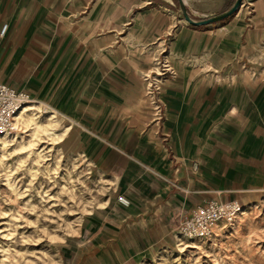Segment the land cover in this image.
Here are the masks:
<instances>
[{
	"label": "crops",
	"instance_id": "obj_1",
	"mask_svg": "<svg viewBox=\"0 0 264 264\" xmlns=\"http://www.w3.org/2000/svg\"><path fill=\"white\" fill-rule=\"evenodd\" d=\"M186 1L195 19L227 2ZM177 6L0 0V84L48 104L89 144L95 170L130 204L109 235L134 253L205 201L264 196V0L203 27Z\"/></svg>",
	"mask_w": 264,
	"mask_h": 264
},
{
	"label": "rangeland",
	"instance_id": "obj_2",
	"mask_svg": "<svg viewBox=\"0 0 264 264\" xmlns=\"http://www.w3.org/2000/svg\"><path fill=\"white\" fill-rule=\"evenodd\" d=\"M190 1L205 11L214 2ZM224 1L217 10L234 2ZM26 114L41 121L50 117ZM54 118L58 132L71 129L60 144H40L42 159L14 146L0 148V264H264V196L244 205L231 226L214 227L207 242H176L175 225L170 237L141 253L122 246V239L109 235V221L125 207L118 202L122 196L112 193L114 179L95 170L89 144L72 124L62 115ZM21 127L17 138L28 139Z\"/></svg>",
	"mask_w": 264,
	"mask_h": 264
},
{
	"label": "built area",
	"instance_id": "obj_3",
	"mask_svg": "<svg viewBox=\"0 0 264 264\" xmlns=\"http://www.w3.org/2000/svg\"><path fill=\"white\" fill-rule=\"evenodd\" d=\"M5 29L4 25L2 32ZM24 109L28 110L27 112L35 111L38 115H58L48 104L33 99L28 92L0 84V136L17 132L20 114ZM118 202L125 207L129 205L122 197H118ZM244 207L237 200L205 201L180 217L177 225L178 235L186 241L207 242L214 227L231 226L237 217L243 215Z\"/></svg>",
	"mask_w": 264,
	"mask_h": 264
},
{
	"label": "bare ground",
	"instance_id": "obj_4",
	"mask_svg": "<svg viewBox=\"0 0 264 264\" xmlns=\"http://www.w3.org/2000/svg\"><path fill=\"white\" fill-rule=\"evenodd\" d=\"M27 111L28 110L24 109L21 112L20 114L21 122L20 124L18 123V127L22 125V127L25 128L24 132L29 131L28 134L29 138L25 139L23 135L17 138L16 135L17 133L4 134L0 136V148L6 149L8 146L10 147L14 146L13 151L15 152L27 153L29 155L33 154L35 157H39L42 159L43 155L41 153L43 151V148L41 149L39 148L40 144L48 141H51V143L48 144H55V145L60 144L65 139L64 137L69 132L71 127L68 126L66 128H63L60 132H58L56 129L58 125V121L54 118V116L46 118L45 121H41V120H36V118L33 116H29L28 114H25V112ZM27 127L28 129H26ZM6 183L9 185L8 181ZM124 199L128 201V199L126 198ZM174 237L177 239L176 242L180 241L179 236L175 235Z\"/></svg>",
	"mask_w": 264,
	"mask_h": 264
},
{
	"label": "water",
	"instance_id": "obj_5",
	"mask_svg": "<svg viewBox=\"0 0 264 264\" xmlns=\"http://www.w3.org/2000/svg\"><path fill=\"white\" fill-rule=\"evenodd\" d=\"M243 0H234L233 4L225 11L206 18L195 19L193 18L186 8L184 0H177L179 12L182 18L186 21V23L193 27H203L211 24H215L221 22L230 16H232L238 8L241 6Z\"/></svg>",
	"mask_w": 264,
	"mask_h": 264
}]
</instances>
